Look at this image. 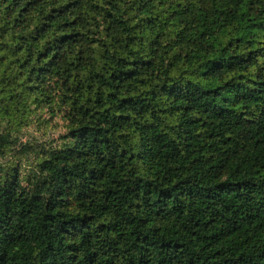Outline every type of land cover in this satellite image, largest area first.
Instances as JSON below:
<instances>
[{
  "label": "trees",
  "instance_id": "trees-1",
  "mask_svg": "<svg viewBox=\"0 0 264 264\" xmlns=\"http://www.w3.org/2000/svg\"><path fill=\"white\" fill-rule=\"evenodd\" d=\"M0 264H264V0H0Z\"/></svg>",
  "mask_w": 264,
  "mask_h": 264
},
{
  "label": "rangeland",
  "instance_id": "rangeland-1",
  "mask_svg": "<svg viewBox=\"0 0 264 264\" xmlns=\"http://www.w3.org/2000/svg\"><path fill=\"white\" fill-rule=\"evenodd\" d=\"M61 132L64 133L62 121H56V124L54 123V121H52L49 126L37 125L35 123L33 124V126L22 130V132L14 134V140H16V142L18 143L17 145L22 142H53L58 139ZM28 164L29 163L27 161L23 160V165L27 166V168Z\"/></svg>",
  "mask_w": 264,
  "mask_h": 264
}]
</instances>
